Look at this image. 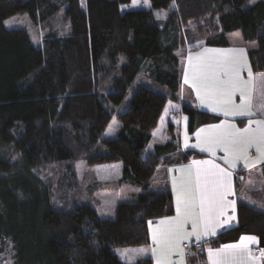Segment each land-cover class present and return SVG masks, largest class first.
Wrapping results in <instances>:
<instances>
[{"label":"trees","instance_id":"obj_1","mask_svg":"<svg viewBox=\"0 0 264 264\" xmlns=\"http://www.w3.org/2000/svg\"><path fill=\"white\" fill-rule=\"evenodd\" d=\"M131 1L85 0L84 8L80 0H0V185L12 182L0 192V253L12 244L15 264H126L116 249L150 245L149 223L174 212L171 193L150 190V180L159 166L191 154L174 161L180 146L173 132L146 152L166 103L182 94L180 49L225 48L227 35L239 31L244 42L256 43L247 52L253 73L264 72V1L246 7L249 0H148L149 9L128 10ZM158 10L165 20L156 18ZM21 14L46 30L40 47L25 30L6 27ZM199 22L205 29L192 28ZM145 61L169 95L140 87L126 101ZM181 113L190 132L220 119L185 106ZM114 114L117 138L101 139ZM99 142L106 153L93 155ZM80 159L120 163L123 181L140 187L141 195L118 204L112 220L89 204L56 207L33 171ZM242 174H236L239 183ZM242 235L256 237L264 249V222L241 214L236 226L190 246L189 263L202 264L208 247ZM135 264L153 263L143 256Z\"/></svg>","mask_w":264,"mask_h":264},{"label":"snow or ice","instance_id":"obj_2","mask_svg":"<svg viewBox=\"0 0 264 264\" xmlns=\"http://www.w3.org/2000/svg\"><path fill=\"white\" fill-rule=\"evenodd\" d=\"M135 3V0H134ZM239 56L222 55L207 64L192 66L191 79L188 69L185 70V83H190L197 92V98L202 103L205 99L213 111H222L225 116H252L253 96L239 75L240 69L245 66L243 49H235ZM199 59V56L197 57ZM193 57H189L191 61ZM249 72V82H251ZM203 92V97L201 93ZM240 94V104L233 101L235 94ZM258 111L264 114V91L261 92ZM252 123L256 128H252ZM217 128L223 131L214 132L202 142L198 133V144L202 151L214 154L219 147L225 154V163L229 168H234L239 160L245 161V167H249L248 150L255 147L258 153L257 161L264 162V120L250 121L248 127L237 129L235 125H220ZM207 130L202 129L201 132ZM187 146V144H186ZM193 165L196 170L191 171ZM188 166V177L182 179L180 186L173 180V192L176 196V217L171 220H162L159 225L151 229L152 242L156 246L152 255L156 264H174L171 257L176 254L180 257L175 264H183L184 252L180 247L181 241L189 236H195L199 241L209 233L215 234V218L224 215V209L231 205L234 219L235 201H228L232 195L231 172L212 164L210 161H193ZM207 166V167H203ZM184 172V169H180ZM191 223L192 231L185 232L184 226ZM224 223H228L225 220ZM257 243L255 237H242L239 244L225 245L224 247L209 252V264H243V253L252 257L248 244ZM141 254L144 249L138 250ZM159 251L160 255L157 256ZM260 255L264 257V251Z\"/></svg>","mask_w":264,"mask_h":264},{"label":"crops","instance_id":"obj_3","mask_svg":"<svg viewBox=\"0 0 264 264\" xmlns=\"http://www.w3.org/2000/svg\"><path fill=\"white\" fill-rule=\"evenodd\" d=\"M142 1V0H140ZM136 2V0H135ZM145 6L138 8L135 6L133 7L134 0L131 1L128 10H137V9H149V2L148 0H145ZM162 12L164 13L163 10H158L155 11V16L157 19H159L157 16L162 15ZM235 49H243V60L246 62L245 66L240 69L239 75L241 80L247 84L248 89L251 90V94L253 96V115L252 116H233V115H228L225 116L222 111H213L209 106H208V101L205 99V102L202 103L201 99L197 98V92L196 90L191 86L190 83H185V70L188 69L189 71V78L191 79L192 75V66L196 65H203L207 64L211 61H214L215 59L219 58L222 55H235L239 56L240 54L238 52H234L233 50ZM246 49L243 47H225V48H217V47H202L197 50L188 52L187 54V63L185 65V68L183 69V77H182V86H183V91L188 98L189 104L185 106L184 104L180 107V112L181 108L183 106L207 112L210 115L217 116L219 117V121L211 124H204L192 132L189 130V122L188 118L186 115L182 114V122L181 126H176L174 124H169L168 130L167 131V139L170 140V132H173L174 135L179 137L180 140V148L178 152L176 153L174 157V161L178 160L179 157L183 154L191 153L188 154L189 157L185 162L182 163H171V164H165L159 166V169L156 170L161 173L159 178H162L161 181L157 184L150 183V190H168L171 193L172 197V202H173V207H174V212L173 215L158 219L154 222L149 223L148 226V237H149V243L150 245L147 246L144 249V253L142 254L143 256H148L152 259V263L156 264V259L152 255V250L156 246L152 242V233L151 229L156 228L159 225V222L162 220H171L174 217H176V196L173 192V180L175 179L177 182V187L180 186L181 180L182 179H187L188 177V166L193 165V161H210L212 164L218 165L220 168L225 169L228 172H231V185H232V195H229L227 197L228 201H235V211H234V219H229V217L233 216V208L231 205H228L224 209V215L220 216L217 215L215 218V234L209 233L206 236H203L199 241H197L196 237L189 236L186 239L181 241L180 247L183 249L184 252V257H183V264H190L189 259H188V248L192 245H201L202 243L215 239L218 234H220L223 231H226L228 229H231L232 227L236 226L238 223V217L239 215L243 214L246 216H249L253 219H260L264 222V162H258L257 157L258 153L256 152L255 147H252L248 150V163L249 167H245V161L244 160H239L235 163L234 168H229L228 164L225 163V154L224 152L219 148L216 147L214 150V154H212L209 151H202L200 146H196L198 144V136L197 134H200V141L202 142L207 136L213 134L214 132L218 131H223L224 129L222 128H217V126L220 125H235L237 129H243L245 127H248L250 121H257V120H264V114H262L260 111H258V106L260 104V96L261 92L264 91V72L263 73H258L255 74L253 73L249 61H248V56H247ZM193 57V60L191 61V66L189 62V57ZM199 56V59L197 57ZM249 72L251 73V82H249ZM203 97V92L201 93ZM233 101L236 105L240 104V94L237 92L235 96L233 97ZM161 118V117H160ZM172 126L173 128H170ZM252 128H256V124L252 123ZM207 130L204 132H201V130ZM169 131V132H168ZM153 135V134H152ZM167 140V141H168ZM187 144V146H186ZM194 154H200V156H194ZM173 161V162H174ZM207 167V166H203ZM180 169H184V172H181ZM196 170V166L193 165L191 171L194 173ZM238 173H243L241 183H239L236 180V174ZM127 185L133 187L135 189L138 188L137 190L138 193L133 195L129 200L123 203H132L136 201L138 196L142 193V190L140 187L132 185L130 183L125 182ZM156 190V191H157ZM225 220H228V223H224ZM185 232H191L192 231V226L191 223L186 224L184 226ZM242 237H254L250 235H242L236 242L226 244V245H235L239 244L241 241ZM256 238V237H255ZM257 243H251L248 244V249L252 253V257L249 258L247 253H243V264H264V257L260 255L261 251H264V249L260 248L259 246V241L256 238ZM225 245L219 246V247H208L205 251L204 254V260L202 264H209V252L208 250L211 249L213 251H216ZM255 249H259V253L256 254L254 253ZM160 253L159 251L157 252V256H159ZM172 261L178 262L180 260V257L176 254H173L171 257ZM195 264V263H194Z\"/></svg>","mask_w":264,"mask_h":264},{"label":"rangeland","instance_id":"obj_4","mask_svg":"<svg viewBox=\"0 0 264 264\" xmlns=\"http://www.w3.org/2000/svg\"><path fill=\"white\" fill-rule=\"evenodd\" d=\"M259 1L264 0H249L246 7L252 6ZM80 2L84 4L85 8V0H80ZM145 3V0H136L133 7L135 8L136 6L141 8L145 6ZM157 17L161 20H165L166 13L162 12V15H158ZM60 22L61 21H58L56 23L59 24ZM5 25L8 29L25 30L29 34L34 46L37 48L40 47L41 41L46 33V30H43L39 25L33 24L29 20L27 14L13 16L5 21ZM200 25L201 26H196L194 24L192 28L205 29L203 22H201ZM63 28V31H65L66 27L63 26ZM227 38L230 47H243L246 51L256 48L255 41L244 42L239 31L228 34ZM187 54L185 49H180L177 55L180 65V90L182 94H180V97L176 101L170 100L166 103L158 127L153 132L152 138L146 147V152H153L156 146L164 145L167 142L168 136L166 135V129L168 130L169 124H174L175 129H178L176 126H181L182 113L180 112V107L183 104L185 106L189 104L182 86L183 69L187 63ZM123 63L124 60H121L119 65ZM140 87L151 89L163 96L169 95L168 89L156 81L151 64L146 61L133 80L127 92L126 101L129 100L131 92ZM124 108L125 107L120 110L124 111ZM119 127L120 124L117 115L114 114L103 132L101 139L109 140L117 138ZM177 142L180 146L181 143L178 136ZM105 153L106 148L100 142L96 144L92 150L93 155ZM157 169H159V167ZM33 172L36 179L42 181L47 188H49L53 197V205L56 203L55 206L57 205L63 209H68L72 205L89 204L95 209L98 216L104 220H112L115 216L116 206L126 202L139 191L137 190L138 188L135 187L134 189L123 181L122 165L117 162L106 165H89L85 160L80 159L73 162L65 161L60 164H52L37 168ZM160 175L161 173L159 171L155 172L150 183H153V185L157 184V182L159 183L162 179L159 178ZM3 177L8 178L7 176ZM11 185L12 182L10 181L0 185V192H5L6 189L9 190ZM41 192L40 187L36 184V194L38 193L40 195ZM36 207L38 208L37 198ZM140 249L144 248H118L115 250V254L126 264H135L136 261L142 257V254L138 251ZM14 254L13 245L8 244L0 253V264H15Z\"/></svg>","mask_w":264,"mask_h":264},{"label":"built area","instance_id":"obj_5","mask_svg":"<svg viewBox=\"0 0 264 264\" xmlns=\"http://www.w3.org/2000/svg\"><path fill=\"white\" fill-rule=\"evenodd\" d=\"M254 253L258 254L259 253V249H255Z\"/></svg>","mask_w":264,"mask_h":264}]
</instances>
